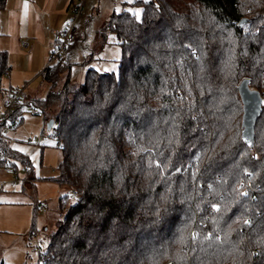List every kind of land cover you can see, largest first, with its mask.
<instances>
[{
	"label": "trees",
	"instance_id": "trees-1",
	"mask_svg": "<svg viewBox=\"0 0 264 264\" xmlns=\"http://www.w3.org/2000/svg\"><path fill=\"white\" fill-rule=\"evenodd\" d=\"M133 5L139 15L113 13L99 31L117 40V75L89 69L73 84L66 54L42 72L45 98L21 95L19 122L0 120V166L30 170L7 136L28 108L60 143L47 179L68 191L39 264H264V0ZM243 79L262 94L252 149Z\"/></svg>",
	"mask_w": 264,
	"mask_h": 264
},
{
	"label": "crops",
	"instance_id": "crops-1",
	"mask_svg": "<svg viewBox=\"0 0 264 264\" xmlns=\"http://www.w3.org/2000/svg\"><path fill=\"white\" fill-rule=\"evenodd\" d=\"M135 1L142 0H118L117 4L118 6H124L130 2L134 3ZM143 1L148 2L149 0ZM78 2V4H80V1ZM75 3V0L5 1V5L0 11V52H5L7 54L9 72L0 80V93L3 96L2 99H4V95L6 96L8 91L15 89H20L25 99H32L29 96H32L33 90L37 89L39 87L38 85L44 83L42 72L47 66V56H49L50 49L53 45V33L64 29L71 21H74L77 26V39L70 45L66 55L68 60L72 63L71 69L75 64L72 62V59L75 57L76 53L83 56L84 63H90L92 60L96 59L99 61L115 60L116 50L115 52L114 50L106 51L104 49L105 43H101L97 54L95 53L96 45L95 48H93V50L90 49V51H88V46H84L87 38L90 37L88 32L90 21L93 20L94 15L98 18L100 16V11L98 8L93 7L94 3H91V5L87 6L86 10H83L82 7L81 14L74 17L71 14V7ZM81 6H83V4ZM135 13L139 15V10L137 9ZM110 15L111 13H106L107 17H110ZM100 29L96 30L97 39L100 38ZM86 52L88 53L86 54ZM117 54H119V50H117ZM89 69L94 68L90 66ZM17 75L19 79L16 77ZM40 78L42 81L38 84ZM3 80L5 81V85L2 84ZM70 82L73 84H81L76 81L72 82V79H70ZM34 84L35 86L32 88ZM46 85L48 84L46 83ZM45 128L46 125H44L43 122L42 133L45 132L43 131ZM28 140L29 139L25 142H19L15 139H9L11 150L19 153L28 161L30 167L35 168L38 182H53L47 179L50 177L43 178L40 177L39 174V170H41L40 164L42 162L40 158H43L46 147L37 144V139L33 144L28 143ZM51 151L52 152L46 154L48 163L47 168L53 170L57 168L60 161V152L56 145ZM37 167L38 169H36ZM36 183L35 181L32 182V184ZM23 191L24 190L18 191L13 194L12 197L6 196V198L0 200V247L5 245V249L9 246L8 241L18 238V235L21 234L19 232L28 224L27 220L30 216V212L27 205H30L31 201L27 199ZM0 192L4 193V191L1 190ZM45 209L44 207V209L40 210L36 205V207L32 208V211L41 212ZM46 230L45 228V231ZM30 235L33 236L31 232ZM0 254L2 253L0 252ZM4 262V260L0 261V263L7 264Z\"/></svg>",
	"mask_w": 264,
	"mask_h": 264
},
{
	"label": "rangeland",
	"instance_id": "rangeland-1",
	"mask_svg": "<svg viewBox=\"0 0 264 264\" xmlns=\"http://www.w3.org/2000/svg\"><path fill=\"white\" fill-rule=\"evenodd\" d=\"M76 3L83 4V10H86L87 6L94 3L95 8H98L100 11V16L98 18L93 17L89 24V36L87 41L85 42V47H89L93 50L95 45V53L97 54L100 49L101 41L100 38L96 37V30L102 28L109 20V17L106 16V13H119L122 11H128L134 13L137 11L136 5H133V1L124 5L118 6V0H75ZM84 1V2H83ZM143 1V0H142ZM81 4V5H82ZM86 5V6H85ZM85 6V7H84ZM72 16L74 13L71 10ZM110 15V16H111ZM89 16V14H88ZM87 20V19H86ZM52 42L54 43V39L52 37ZM117 45V40L115 36L111 33L108 34L106 42L104 44V49L107 50H116L115 60L112 61H99L92 60L90 63H84L83 56L76 53L75 57L72 59V62L75 64L72 66L70 79L72 82L76 81L77 83H82L85 77L86 71L92 66L99 73H114L117 75L118 73V63L121 58V50ZM117 50H119V54H117ZM88 52H86L87 54ZM98 56V55H96ZM48 61V56H47ZM18 78V75L16 76ZM19 79V78H18ZM75 79V80H74ZM41 78L38 80V84L41 82ZM38 85L37 89L33 90L32 96H29L34 99H42L45 97L48 91V85L46 82ZM2 84L5 85V81H2ZM62 81L58 84V88L61 86ZM35 84L32 88H34ZM2 94L0 93V106L2 107V103L5 100ZM3 100V101H2ZM29 100V99H28ZM43 118L41 115H33L30 112H25L23 114V121L12 130H9L7 136L9 139H15L19 142H25L27 139H32L35 137L37 139V144L44 145L46 148L44 150L40 171V177H56L57 169H49L46 154L48 152H52L51 149H54L57 141L54 139L50 133L47 131L42 133L43 129ZM13 164L15 165L7 168L0 166V190L4 191L0 192V200L3 198L12 197L13 194L18 191L24 190L23 192L26 194V197L29 201H31L30 205H27L29 208L30 216L28 218V224L19 232L18 238L12 239L8 241V248L6 246L0 247V261L4 260V263L7 264H39L38 262V249L36 247L37 238H41L43 240L48 239L51 233H53L57 228V221L61 220L60 212L57 209L58 199L67 193V188L62 187L53 182H38L36 178L35 168L30 167V170H26L25 166L21 164L20 161L14 160ZM38 169V167L36 168ZM37 182L36 184H32V182ZM43 205L46 209L38 212L32 211L33 207H36L37 204ZM33 205V207H32ZM26 206V208H27ZM34 224V229L31 227ZM45 228L47 229L45 231ZM30 232L33 236L30 235ZM1 245V243H0ZM5 249V250H4Z\"/></svg>",
	"mask_w": 264,
	"mask_h": 264
},
{
	"label": "built area",
	"instance_id": "built-area-1",
	"mask_svg": "<svg viewBox=\"0 0 264 264\" xmlns=\"http://www.w3.org/2000/svg\"><path fill=\"white\" fill-rule=\"evenodd\" d=\"M72 12L74 13V17H77L81 14L82 8L80 4H74L71 7ZM54 43L50 49L47 65H50L60 58L64 57L68 51L69 47L72 43H74L77 39V26L74 21H71L64 29L56 31L53 33ZM22 95V91L20 89H15L6 94L4 103L0 108V120L6 118L8 127L15 126L20 117L15 115L16 104L20 101ZM26 112H30L33 115H41L37 109L28 108ZM7 129L3 131L6 133ZM28 143H35L36 138L29 139ZM60 143H56V146L59 147ZM0 156L3 157V152L0 151ZM76 193H73L70 197H74ZM38 209H44L41 204H37ZM36 247L38 250H42L46 247L45 240L41 238H37Z\"/></svg>",
	"mask_w": 264,
	"mask_h": 264
},
{
	"label": "water",
	"instance_id": "water-1",
	"mask_svg": "<svg viewBox=\"0 0 264 264\" xmlns=\"http://www.w3.org/2000/svg\"><path fill=\"white\" fill-rule=\"evenodd\" d=\"M246 22L245 19L239 22L242 26ZM249 81L243 79L238 84V94L242 104L241 116V140L249 148H253L255 139V123L262 109V94L257 90L250 89ZM53 120L50 119L46 124V129L50 130Z\"/></svg>",
	"mask_w": 264,
	"mask_h": 264
},
{
	"label": "snow or ice",
	"instance_id": "snow-or-ice-1",
	"mask_svg": "<svg viewBox=\"0 0 264 264\" xmlns=\"http://www.w3.org/2000/svg\"><path fill=\"white\" fill-rule=\"evenodd\" d=\"M245 223H248L247 221H245Z\"/></svg>",
	"mask_w": 264,
	"mask_h": 264
}]
</instances>
